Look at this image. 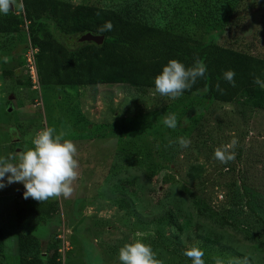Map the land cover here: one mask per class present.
<instances>
[{
  "label": "rangeland",
  "instance_id": "1",
  "mask_svg": "<svg viewBox=\"0 0 264 264\" xmlns=\"http://www.w3.org/2000/svg\"><path fill=\"white\" fill-rule=\"evenodd\" d=\"M61 1L129 11L149 26L264 58V0ZM10 11L23 25L16 34H0V158L33 148L35 134L51 127L74 142L79 165L72 195L53 198L56 216L30 230L36 246L24 243L26 257L58 249L62 264H122L119 249L141 240L162 264H192L183 255L192 246L203 250L205 264L216 258L264 264V110L201 94L171 99L123 84L42 85L35 50V78L30 73L33 48L21 1ZM171 113L175 129L163 123ZM178 137L190 146H169ZM234 138L235 160H216L215 149ZM5 184L0 254L6 264H19L15 213L30 198H23L22 183ZM201 201L218 215L202 213Z\"/></svg>",
  "mask_w": 264,
  "mask_h": 264
},
{
  "label": "trees",
  "instance_id": "2",
  "mask_svg": "<svg viewBox=\"0 0 264 264\" xmlns=\"http://www.w3.org/2000/svg\"><path fill=\"white\" fill-rule=\"evenodd\" d=\"M30 45L36 49L35 63L39 82L46 86H95L123 84L145 92L155 90L154 78L170 59L191 67L194 59L207 68L205 77L197 79L182 95H199L206 101L223 104H244L264 110V88L254 82L264 81V58L222 44L202 43L170 28L149 26L129 11L104 9L94 5H73L61 0H20ZM51 21L60 33V40L46 25ZM106 21L112 31L99 32ZM23 19L9 10L0 12V34H16ZM227 26L223 32L227 33ZM103 36V42H78L83 34ZM235 72V87L223 78V72ZM217 84L223 92L217 89ZM202 213L216 217L205 203L196 202ZM58 212L53 198L38 202L26 200L15 213L19 228L21 255L19 264H62L58 249L50 254L24 255L28 247L36 246L30 230L49 223ZM165 217L164 219H166ZM0 264H6L0 254Z\"/></svg>",
  "mask_w": 264,
  "mask_h": 264
},
{
  "label": "clouds",
  "instance_id": "3",
  "mask_svg": "<svg viewBox=\"0 0 264 264\" xmlns=\"http://www.w3.org/2000/svg\"><path fill=\"white\" fill-rule=\"evenodd\" d=\"M16 0H0V12L8 14ZM113 24L106 21L99 28V32L112 31ZM206 66L194 59L191 67L175 59H170L162 72L154 78L155 91L161 96L171 99L180 97L185 91L190 90L197 79L205 77ZM223 78L235 87V72L227 70L223 72ZM254 82L264 88V81L255 77ZM217 89L223 92L220 85ZM163 123L168 128L177 127V116L171 113L165 116ZM56 130L51 127L37 132L32 140L33 148L20 151L18 154L0 158V188L7 184L22 183L24 186L23 198H32L40 203L50 198H69L73 193V184L79 177L77 148L71 140L63 139L64 133L55 134ZM178 144L180 148H187L191 141L186 137H178L175 141H169V146ZM237 140L224 147H218L214 151V158L223 164L235 160L234 149ZM12 161H16L15 163ZM183 255L188 257L192 264H205L204 252L196 246L184 250ZM119 260L122 264H162L156 258V253L150 245L141 240L126 243L119 249ZM215 264H224L220 258L215 259ZM232 264V262H229ZM235 264H247V259L237 260Z\"/></svg>",
  "mask_w": 264,
  "mask_h": 264
},
{
  "label": "water",
  "instance_id": "4",
  "mask_svg": "<svg viewBox=\"0 0 264 264\" xmlns=\"http://www.w3.org/2000/svg\"><path fill=\"white\" fill-rule=\"evenodd\" d=\"M103 39V36H94L91 33H87L80 36L78 38V42H93L97 45H100L103 42Z\"/></svg>",
  "mask_w": 264,
  "mask_h": 264
},
{
  "label": "built area",
  "instance_id": "5",
  "mask_svg": "<svg viewBox=\"0 0 264 264\" xmlns=\"http://www.w3.org/2000/svg\"><path fill=\"white\" fill-rule=\"evenodd\" d=\"M34 50L36 51V49H31V48H30V52H31V53H29L30 58H29V60H28L29 63L31 64V65H30V73H31V75H32V78H35V75H36V71H35V70H36V67H35V64H34V57H33V56H34L33 53H35ZM32 60H33V63H32Z\"/></svg>",
  "mask_w": 264,
  "mask_h": 264
}]
</instances>
